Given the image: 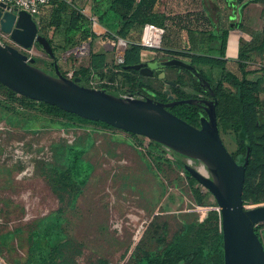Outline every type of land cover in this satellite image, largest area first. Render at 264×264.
<instances>
[{
  "label": "rangeland",
  "instance_id": "rangeland-1",
  "mask_svg": "<svg viewBox=\"0 0 264 264\" xmlns=\"http://www.w3.org/2000/svg\"><path fill=\"white\" fill-rule=\"evenodd\" d=\"M167 1L161 0L159 6L166 5ZM214 1L205 0L204 4L211 9L216 22L219 19L214 12L217 3L228 11L239 6L245 11L247 7L240 0ZM259 4L264 19V0ZM158 9L161 14L158 18H169V10L165 7ZM184 15L177 13L175 17L184 22L187 20L182 18ZM225 19L226 27H230L231 22L240 21L229 20L228 13ZM83 21L86 27H92L88 18ZM38 23L42 33H50L52 29L57 31L42 19ZM241 23L253 31H262V28L249 25L247 20H241ZM95 28L102 33L91 40L77 41L72 45L53 43L56 58L63 72L73 76L81 66L90 63L91 52H105L108 68L101 80L109 83V77H114L115 82L107 87L119 89L124 75L118 79L114 68L122 63L121 55L129 43L121 44L122 40H127L116 30L110 35L101 23ZM184 30L199 32L175 24L164 33L161 47L148 48L149 52H141V58L149 60L153 56L169 54L185 58L182 51L187 49L189 37L185 36L188 32L184 33ZM235 33H231L232 39L236 37ZM5 39L17 45L10 35ZM18 47L38 57L36 64L39 67L51 71L48 63L54 58L39 44L29 50ZM262 59L255 56L250 60L251 73L258 71L259 67L264 68V54ZM196 66L215 82L223 77L218 68ZM232 66L236 69V64ZM130 74L141 77L161 91L171 89L168 81H177L182 76L185 90L194 91L191 75L184 69L167 68L162 78L139 76L135 72ZM224 85L227 90L235 89L225 79ZM120 93L127 94L123 90ZM42 109L39 101L31 102L21 94L9 95L7 88L0 87V264H29L33 229L40 232L36 238L39 244L51 247L58 242L55 238L50 240L47 235V229L55 223L57 215L62 216V230L66 235L61 239L66 246L59 264H104V261L130 264L149 252L161 253L185 222H200L208 210L218 208L212 192L185 169L184 163L190 162L187 156L174 150L167 154L164 145L146 136H135L132 132L97 122L71 118L69 121L73 126H60V117L48 116ZM230 121V118L221 119L219 126L225 145L233 152L237 148L235 131L232 127H225ZM70 145L86 146L84 157L95 166L75 202L69 185L57 182L51 170L53 166L61 165ZM191 163L200 169L204 166L199 161ZM260 232L264 241V222H261Z\"/></svg>",
  "mask_w": 264,
  "mask_h": 264
},
{
  "label": "trees",
  "instance_id": "trees-1",
  "mask_svg": "<svg viewBox=\"0 0 264 264\" xmlns=\"http://www.w3.org/2000/svg\"><path fill=\"white\" fill-rule=\"evenodd\" d=\"M240 1H244L243 4H247L250 1L260 0ZM160 2L161 0H93L92 11L98 17L100 23L108 29L109 34L111 35L113 30H116L129 43L125 51L124 61L120 64L123 68L125 65H134L142 61L141 52L144 46L140 44V39L143 25L148 22H153L160 26L165 25L164 20L158 18L161 16V14H158ZM52 3L56 5L53 13H51V16L46 21L47 24L54 25L56 30L60 29L66 35L80 29L79 20L83 21L85 16L81 13L80 8L75 7L77 5H72L68 0H52ZM204 3H206L205 0ZM217 6H219L218 3ZM208 9L211 11L210 8ZM210 15L209 19L213 23V18ZM216 24L219 30H221V34L213 30L210 32H206V30L204 32L190 31V47H185L187 49L182 52L186 56L185 58L194 64L218 68L223 72L222 79L215 82L199 68L205 77L214 83L218 99V121L221 119L225 121L227 118L231 120L229 124H225V127H232L235 131L237 149L232 152L233 156L239 162H244L245 157L249 155L248 164L245 169V183L242 195L244 204H258L264 202V95H262V91H264V87L262 86L264 79L252 80L248 77L251 74V71L248 69V61L251 60V55L248 51L255 48L253 44L242 40L238 59L233 62L225 58L230 28L226 27V19L223 17H220ZM82 32L87 34V36H98L95 32L90 31V27H86ZM49 40L52 43V39L50 38ZM197 41L201 45L200 48L195 46V42ZM215 41L217 47L213 45ZM234 41L238 43L236 37L232 40V43ZM215 48H218V54H213L211 51ZM258 49H264V42L260 44ZM198 50L200 52H197ZM38 61L39 58L36 57L35 65H37ZM232 64H236L237 70L233 69L234 66ZM48 65L51 67V71L47 68H42L49 73H54L51 61ZM106 68H108L106 53L91 52L90 63L81 66L79 71L72 77L78 78L80 84L89 86L92 78L101 80V77L105 76ZM125 69L124 79L127 85L130 84V88L134 89L135 92L139 91L138 94H150L155 99L163 101L168 99L164 90H158L144 80H141V77H134L130 74L131 72L137 73V69L132 67ZM186 71L191 75L194 91L188 92L185 90L183 87L185 81L182 76H179L178 80H175L179 85H171V91L175 93V98L198 97V94L203 92V87L196 77L190 71ZM224 79L233 84L235 89L227 90L224 85ZM122 84L123 79H121V86ZM108 85L111 84L103 81L101 87L113 93L108 90ZM0 87L7 88L9 95L14 96L18 94L1 82ZM22 97L31 102L37 101L24 95ZM39 103L46 115L61 118L58 122L60 126H73L69 119L74 118L81 121L97 122L115 128L104 121L81 117L55 104L45 101H39ZM169 110L191 124L200 126L201 113L203 112L200 105L182 103L169 107ZM131 134L141 136L135 133ZM139 141L142 142V140ZM156 143L163 145L158 142ZM86 151V146L70 145L64 153L61 165L58 164L51 168L57 182L69 185L73 192V202L77 200L83 186L87 183L95 168L91 161L85 159L84 154ZM186 172L191 175L188 171ZM260 227L261 223L255 226V230L263 241ZM47 235L50 240L55 238L58 242L53 243L51 247L39 244L36 238L40 236V232L38 229L32 230L30 255L28 258L29 264H59L58 260L64 257V247L66 244L62 243L61 239L66 235L62 230L61 215H57L55 223L48 227ZM180 263L225 264L222 217L218 208L208 210L200 222H185L181 231L175 234L174 238L165 246L161 253L149 252L130 264ZM104 264L110 263L104 261Z\"/></svg>",
  "mask_w": 264,
  "mask_h": 264
},
{
  "label": "water",
  "instance_id": "water-1",
  "mask_svg": "<svg viewBox=\"0 0 264 264\" xmlns=\"http://www.w3.org/2000/svg\"><path fill=\"white\" fill-rule=\"evenodd\" d=\"M0 29L17 44L0 40V82L3 85L18 94L55 104L81 117L104 121L146 136L202 162L206 172L190 162H185L184 167L217 200L222 217L225 264H264V243L255 230L257 224L264 222V203L250 207L244 204L242 195L249 155L244 162H239L225 145L220 134L217 97L211 100L199 97L179 99L168 88L164 93L169 101H162L151 96L116 95L104 88L86 86L62 71L49 38L40 32L30 12L0 1ZM36 43L54 58L51 61L54 73L35 65L36 57L18 47L29 50ZM147 64L142 60L124 68L139 69L143 75L152 74ZM159 64L178 65L190 71L214 93L210 81L196 64L177 56ZM168 82L176 84L174 80ZM125 83L123 79V85ZM182 103L202 106L204 112L201 113L200 126L169 110V107Z\"/></svg>",
  "mask_w": 264,
  "mask_h": 264
},
{
  "label": "crops",
  "instance_id": "crops-1",
  "mask_svg": "<svg viewBox=\"0 0 264 264\" xmlns=\"http://www.w3.org/2000/svg\"><path fill=\"white\" fill-rule=\"evenodd\" d=\"M68 2L71 3L72 5H77L75 7L80 8L81 13L85 16V18L89 19L90 23L92 24L90 31L95 32L97 35L102 33V31H97L95 28L96 24L100 23V21H99L98 17H97V19H98L97 22H94V20H93V17L96 16L93 13V11H91L92 6H93V0H68ZM165 4L166 5L162 4L161 6H158L160 8L165 7L167 10H169V12L167 13L169 18L164 19L165 32L167 31V29H170V28L174 27L175 24H177V25H180L182 27L183 26L188 27L191 30H198L201 32H204L205 30H206V32H210L213 30L218 34H221V30H219V27L216 24L217 22L212 20L213 21V23H212L210 21L209 15H210L211 11L206 8L203 0H168L167 3H165ZM55 5L56 4L51 3L50 5L46 6L40 14L33 15L34 18L36 19L37 23L41 19H42V21L45 20L44 22H46L48 20V18L51 16V13H53V10L55 9ZM184 8H185V10H184ZM180 9L183 11L182 12L181 11L180 12L175 11V10H180ZM170 10H173V11L170 12ZM214 12H216V14H218L219 19H220V17H223L225 19V15L228 13V19L229 20H240L236 24L233 22H231V24H230L231 26L229 27L230 30H229V37H228L226 51H225V58H227L230 61L235 62V60H237L239 57L241 41L245 40V41H247L250 44H253L255 46V48H252V49H250V51H248V53L251 55V59L255 58V56H256V58H259L262 61L263 60L262 55L264 54V49L260 50V49H258V47L260 46V44H262L264 42V23H263L264 19H263L262 7L260 6L259 1L248 2L245 11L242 9L241 6L235 7V9H230L229 11L227 9H225V7L217 6L216 9L214 10ZM177 13H182V14L185 13V15L182 16V18L185 17V18H187V20L184 22H181V20H179L180 17L179 18L175 17V15ZM210 16L212 17V15H210ZM199 17L205 18V26H201V20ZM219 19H218V21H219ZM241 20H243V21L247 20L248 24L254 26L256 29L262 28L263 34H261L262 31L261 32L253 31L249 28H246L245 26H242ZM82 22L83 21L80 19L79 20V27L81 30L80 29H77V31L74 30L73 33H70L68 35L63 34V32L60 29L59 30L57 29V31H55V32L52 29L50 31V33H46V32H43V33L49 39L50 38L52 39L51 44L55 43L57 45H66V44L72 45L73 43H75L77 41L83 42V41L88 40V39L91 40V38H92L91 35L87 36V34H84L82 32L83 29L84 30L86 29L85 25H83ZM42 25L46 26V24H44V23H42ZM38 26H39V29H41L40 23H38ZM101 26L104 27V25H102V24H101ZM50 27H55V26L50 25ZM49 29H51V28H49ZM105 29H107V28L105 27ZM185 32L186 33L188 32L187 35L185 34V36L189 37V30H184V33ZM234 32H236L235 34H236V38H237L238 43H235V41H234V43H232L231 49H230V43L233 40L231 38V33H234ZM188 43H189L188 46H186L187 48L190 47V39H189ZM213 45L215 47H217L216 41L213 42ZM52 46L55 47L54 45H52ZM195 46L197 48L201 47L199 41L195 42ZM82 47L84 49V46H81L80 48H82ZM211 51L213 52V54H218V48H215L214 50H211ZM145 52H149V51H147V49L146 50L143 49L142 54H144ZM152 52H154V51H152ZM197 52H200V50H198ZM82 53H84V52H82ZM250 63H251V61L249 60L248 61V69L249 70H250V67H249ZM248 77L252 80H257L260 78L264 79V68L259 67L258 71L251 73V75L249 74ZM262 86L264 87V82L262 83ZM262 95H264V91H262Z\"/></svg>",
  "mask_w": 264,
  "mask_h": 264
},
{
  "label": "built area",
  "instance_id": "built-area-1",
  "mask_svg": "<svg viewBox=\"0 0 264 264\" xmlns=\"http://www.w3.org/2000/svg\"><path fill=\"white\" fill-rule=\"evenodd\" d=\"M0 1L7 3L11 7H15V8H18L20 10H22V9L26 10V11L30 12L32 15L40 14L46 6H48L52 3V0H0ZM199 18L201 20V26H205V18L204 17H199ZM93 20H94V22H96L98 20L97 16H94ZM186 28L189 29L188 27H186ZM164 33H165V27L164 26H160V25L153 23V22H148L145 24L143 34H142V37L140 39V44L144 46L145 50L148 48L158 49L161 47ZM8 36H9L8 34L4 33L0 29V40L1 41L8 42L5 39ZM126 42L127 43L125 45L128 44V41H126ZM102 84H103V81H101L97 78H92L90 80L89 86L95 87V88H102L101 87ZM165 148L168 149L167 154H170L169 150H172V149H170L167 146H165ZM169 157H171V155H169ZM187 158L190 161V163L192 161H196L190 157H187ZM121 264H124V263H121Z\"/></svg>",
  "mask_w": 264,
  "mask_h": 264
},
{
  "label": "flooded vegetation",
  "instance_id": "flooded-vegetation-1",
  "mask_svg": "<svg viewBox=\"0 0 264 264\" xmlns=\"http://www.w3.org/2000/svg\"><path fill=\"white\" fill-rule=\"evenodd\" d=\"M172 57H176V55L169 54L167 56H156V57L150 58L149 60H143V61H146L148 63L147 65L150 67V69L152 71V74H148V75L147 74L146 75L140 74L139 69L136 70L137 74L139 76H149V77L158 76V77L162 78V77H165L167 68L174 67L178 71H180L181 69H184V68H182V67H180L178 65H164L163 66V65L159 64L160 62L166 61V60H168V59H170ZM177 57H179V56H177ZM184 59H186V58H184ZM114 69H115V72H116L115 74H118V79H120V77L123 76L124 72L126 71V69L123 68V66H120V64L118 65L117 68H114ZM109 71H111V68L109 69ZM121 79H124V77H122ZM196 79L198 80L197 77H196ZM114 82H115V78L114 77H110L109 84H113ZM199 83L203 87V92H200L198 94L199 98L210 99V100L216 98V90H215L214 83H212L210 81L214 93H212V91L210 90V88L207 85L201 83L200 81H199ZM176 84L179 85L178 83H176ZM108 90L112 91L116 95H131V96H135V97L151 96L150 94H146V93H139L138 94L139 91L135 92L134 89H132L130 87H127L125 84L124 85L122 84V86H120L119 89H112L111 87H108ZM120 90H123V91L127 92V94H121ZM151 97H153V96H151ZM158 100H160V99H158ZM165 101H169V99H167ZM200 107L202 108V106H200ZM202 111L204 112L203 108H202Z\"/></svg>",
  "mask_w": 264,
  "mask_h": 264
},
{
  "label": "bare ground",
  "instance_id": "bare-ground-1",
  "mask_svg": "<svg viewBox=\"0 0 264 264\" xmlns=\"http://www.w3.org/2000/svg\"><path fill=\"white\" fill-rule=\"evenodd\" d=\"M159 40V39H158ZM121 44H125V41H121ZM231 45H232V42L230 43V49H231ZM238 46V45H237ZM79 49V48H78ZM66 135V134H65ZM68 135V134H67ZM19 137V136H18ZM23 137V136H22ZM67 137V136H66ZM21 138V137H20ZM18 139V138H17ZM12 143V142H11ZM54 144V143H53ZM15 145V144H14ZM35 167H37V166H35ZM27 168V167H26ZM202 169V171H204V172H206V169H204V167H202L201 168ZM30 170V169H29Z\"/></svg>",
  "mask_w": 264,
  "mask_h": 264
}]
</instances>
